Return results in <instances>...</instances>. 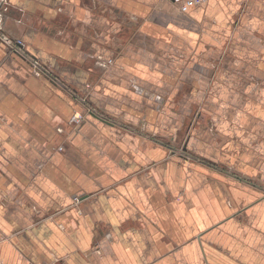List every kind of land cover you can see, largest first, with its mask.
I'll use <instances>...</instances> for the list:
<instances>
[{"label":"crops","instance_id":"0c3cea01","mask_svg":"<svg viewBox=\"0 0 264 264\" xmlns=\"http://www.w3.org/2000/svg\"><path fill=\"white\" fill-rule=\"evenodd\" d=\"M179 4L0 0V264H264V0Z\"/></svg>","mask_w":264,"mask_h":264},{"label":"built area","instance_id":"2783aa9c","mask_svg":"<svg viewBox=\"0 0 264 264\" xmlns=\"http://www.w3.org/2000/svg\"><path fill=\"white\" fill-rule=\"evenodd\" d=\"M173 1H177L180 4V8L181 10H187L189 7L197 5L199 3L204 2L205 0H173ZM2 12L0 11V39L2 41H4L13 52L22 55L24 57H26L28 59V61L31 62L32 67L34 68V71L38 74H45L48 75L50 73L44 72L45 69L42 67L41 63L36 59L33 58L31 55H29L26 50H25V45H24V41L22 39H15L11 36H9L8 34L3 32V27H2ZM47 73V74H46ZM85 119V115L81 112H75L71 119H70V123L73 125H78L80 124L83 120Z\"/></svg>","mask_w":264,"mask_h":264},{"label":"rangeland","instance_id":"374dc122","mask_svg":"<svg viewBox=\"0 0 264 264\" xmlns=\"http://www.w3.org/2000/svg\"><path fill=\"white\" fill-rule=\"evenodd\" d=\"M49 76L55 81H57V79L55 78V76H53V75H50L49 74ZM58 82V81H57ZM60 82V81H59ZM86 103H87V101H86ZM89 106V112H91V110H94V108L93 107H90V104L88 105ZM76 112H81V113H83L84 115H85V118H86V114H87V111L85 110V111H82V110H80V111H76ZM72 117V116H71ZM71 119V118H70ZM71 124V123H70ZM73 125V124H72ZM79 125V124H78ZM78 125H73V126H78ZM59 148L60 149H62V148H64L63 146H59Z\"/></svg>","mask_w":264,"mask_h":264},{"label":"water","instance_id":"95a60500","mask_svg":"<svg viewBox=\"0 0 264 264\" xmlns=\"http://www.w3.org/2000/svg\"><path fill=\"white\" fill-rule=\"evenodd\" d=\"M33 58H35V57L33 56ZM91 112H94V110H91Z\"/></svg>","mask_w":264,"mask_h":264}]
</instances>
